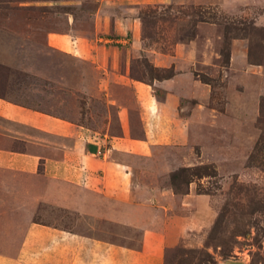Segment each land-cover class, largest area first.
Masks as SVG:
<instances>
[{"label": "rangeland", "instance_id": "rangeland-1", "mask_svg": "<svg viewBox=\"0 0 264 264\" xmlns=\"http://www.w3.org/2000/svg\"><path fill=\"white\" fill-rule=\"evenodd\" d=\"M248 5L0 0V96L91 129L109 121L117 131L90 49H135L128 75L149 82L172 70L154 68L152 54L185 66L176 47L195 40L185 55L206 90L190 118L191 142L158 155L184 159L173 163L167 182L184 192L194 181L196 192L210 196L213 218L168 247L164 264H264V20L254 19ZM234 39L245 46L232 47ZM39 211L41 219L67 227L84 219L48 205ZM103 231L117 241L141 234L110 223Z\"/></svg>", "mask_w": 264, "mask_h": 264}, {"label": "crops", "instance_id": "crops-1", "mask_svg": "<svg viewBox=\"0 0 264 264\" xmlns=\"http://www.w3.org/2000/svg\"><path fill=\"white\" fill-rule=\"evenodd\" d=\"M244 2L264 20V0ZM194 43L177 52L191 54ZM231 45L245 46L243 39ZM134 50L90 49L102 69L103 95L115 107L116 132L109 121L91 129L0 96V264H164L168 247L212 220L210 196L196 192L194 181L184 192L167 182L173 163L184 159L158 155L190 144V118L206 87L185 54V66L152 54L154 68L171 66L169 76L130 77ZM41 205L84 219L69 227L45 221ZM108 223L141 234L110 239L103 234Z\"/></svg>", "mask_w": 264, "mask_h": 264}, {"label": "built area", "instance_id": "built-area-1", "mask_svg": "<svg viewBox=\"0 0 264 264\" xmlns=\"http://www.w3.org/2000/svg\"><path fill=\"white\" fill-rule=\"evenodd\" d=\"M98 153H100V151H98Z\"/></svg>", "mask_w": 264, "mask_h": 264}]
</instances>
